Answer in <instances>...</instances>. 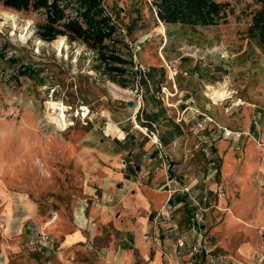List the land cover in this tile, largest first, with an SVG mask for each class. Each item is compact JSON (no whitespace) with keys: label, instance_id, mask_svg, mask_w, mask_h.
<instances>
[{"label":"rangeland","instance_id":"rangeland-1","mask_svg":"<svg viewBox=\"0 0 264 264\" xmlns=\"http://www.w3.org/2000/svg\"><path fill=\"white\" fill-rule=\"evenodd\" d=\"M218 1L226 10L216 25L188 26L160 22L151 0H103L121 38L114 47L132 58L124 87L86 44L39 39L41 11L0 4V264H103L106 243L136 232L141 217L164 215L137 198L150 184L145 156L159 153L158 191L185 193L193 183L210 203L224 193L225 208L201 207L207 243L233 212L245 222L240 237H227L230 249L247 232L264 254V42L247 31L259 5ZM139 70L152 75L148 89ZM157 101L183 129L167 145L163 119L145 125Z\"/></svg>","mask_w":264,"mask_h":264},{"label":"crops","instance_id":"crops-1","mask_svg":"<svg viewBox=\"0 0 264 264\" xmlns=\"http://www.w3.org/2000/svg\"><path fill=\"white\" fill-rule=\"evenodd\" d=\"M162 153L156 156L146 155L147 160L144 163L143 174L144 182L150 184L146 189L138 190V201L142 208L148 209L151 205L155 208L161 209V214L158 216L141 217L138 222V229L136 232L130 231L122 234L117 243H106L101 250L103 264H193L200 260L202 264L208 263V257L214 256L216 263L214 264H264V254L262 242L258 237H246L249 235L244 232L245 236L243 242H240L234 249H230V242L227 240L228 236H238L236 227L243 221L238 215L227 214L224 219H219L214 225L218 226L220 230L215 231L210 236L212 244L207 243L203 238L204 216L203 209L218 206L225 208V195H223L218 203L209 202L210 197L207 194L197 196L193 192V183L187 185L189 193L182 191H158L154 185L157 179L162 177V173L152 174L153 169H157L161 165L160 160ZM171 179H176L173 175ZM168 182H170L168 180ZM172 182V181H171ZM168 184V183H167ZM152 185V186H151ZM163 186L166 183L162 184ZM186 185V184H185ZM156 190V193H151ZM150 193V198L143 195V193ZM208 198V201L206 200ZM134 207V206H133ZM218 207V208H219ZM201 209V211H200ZM157 211V209H155ZM173 213L174 218L169 220L165 214ZM219 213V212H218ZM223 214V212H222ZM197 215V219L195 218ZM221 218V217H220ZM169 220V221H168ZM254 223L257 224V219L254 217ZM247 223V222H246ZM253 223V222H252ZM245 230H249L245 228ZM224 234L221 238L219 234ZM80 234V233H79ZM79 234L74 232L68 234L66 242L74 241ZM142 234V236H141ZM146 234V235H145ZM251 234V233H250ZM179 237H183L184 244L181 247L176 245ZM263 246V245H262ZM196 247L198 251H194Z\"/></svg>","mask_w":264,"mask_h":264},{"label":"trees","instance_id":"trees-1","mask_svg":"<svg viewBox=\"0 0 264 264\" xmlns=\"http://www.w3.org/2000/svg\"><path fill=\"white\" fill-rule=\"evenodd\" d=\"M157 19L164 24L188 26L216 25L224 16L226 3L218 0H151ZM259 8L252 12L248 34L264 42V0H253ZM0 4L16 11H41L44 19L36 25V36L51 42L65 36L68 42L80 41L97 53L103 70L109 80L126 86V65L131 64V56L125 59L114 46L121 41L117 33V23L105 11L103 0H0ZM12 63L18 61L16 57ZM155 67H150L153 70ZM140 72V80L146 89L152 75ZM20 74H29L27 68H20ZM132 74H134L132 72ZM136 74V73H135ZM159 103V104H158ZM159 106V107H158ZM156 111L145 113L146 126L164 120L166 129L160 135L161 143L167 145L183 134L182 126L171 118L165 117V108L160 101L154 104ZM152 130V129H150Z\"/></svg>","mask_w":264,"mask_h":264},{"label":"built area","instance_id":"built-area-1","mask_svg":"<svg viewBox=\"0 0 264 264\" xmlns=\"http://www.w3.org/2000/svg\"><path fill=\"white\" fill-rule=\"evenodd\" d=\"M223 130L226 131V134H227V135L232 134V131L229 130V129H227L226 127H223ZM205 141H206V140H205ZM170 181H172L173 183H175L174 179H171ZM183 191H184V192H188V188H183ZM218 195H219V197H222V196L224 195V193L220 191ZM195 218L197 219V215H196ZM183 239H184L183 237H179V238L177 239V241H176V245H177L178 247H181V246L184 244V240H183ZM193 250H194V251H197V248H196V247H193Z\"/></svg>","mask_w":264,"mask_h":264},{"label":"bare ground","instance_id":"bare-ground-1","mask_svg":"<svg viewBox=\"0 0 264 264\" xmlns=\"http://www.w3.org/2000/svg\"><path fill=\"white\" fill-rule=\"evenodd\" d=\"M218 96L222 97L223 93H219L218 91H215L214 97H218ZM83 109L86 110L87 108L84 107ZM60 120H61V122L64 120V115L62 112H60Z\"/></svg>","mask_w":264,"mask_h":264},{"label":"water","instance_id":"water-1","mask_svg":"<svg viewBox=\"0 0 264 264\" xmlns=\"http://www.w3.org/2000/svg\"><path fill=\"white\" fill-rule=\"evenodd\" d=\"M128 105H129V106H132V102H131V101H130V102H128ZM133 133H135V131H134V130L132 131V134H133ZM102 253H104V251H102Z\"/></svg>","mask_w":264,"mask_h":264}]
</instances>
